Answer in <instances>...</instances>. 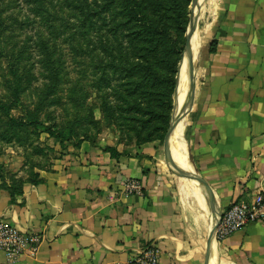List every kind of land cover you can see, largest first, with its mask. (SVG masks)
<instances>
[{
  "label": "crops",
  "instance_id": "1",
  "mask_svg": "<svg viewBox=\"0 0 264 264\" xmlns=\"http://www.w3.org/2000/svg\"><path fill=\"white\" fill-rule=\"evenodd\" d=\"M193 38L182 143L84 142L37 181L0 187V220L42 236L35 257L0 251V264H130L150 245L160 264H264V220L212 239L216 215L264 195V0H199ZM130 179L138 194L123 193Z\"/></svg>",
  "mask_w": 264,
  "mask_h": 264
},
{
  "label": "rangeland",
  "instance_id": "2",
  "mask_svg": "<svg viewBox=\"0 0 264 264\" xmlns=\"http://www.w3.org/2000/svg\"><path fill=\"white\" fill-rule=\"evenodd\" d=\"M192 1L0 0V187L84 142L166 135Z\"/></svg>",
  "mask_w": 264,
  "mask_h": 264
},
{
  "label": "built area",
  "instance_id": "3",
  "mask_svg": "<svg viewBox=\"0 0 264 264\" xmlns=\"http://www.w3.org/2000/svg\"><path fill=\"white\" fill-rule=\"evenodd\" d=\"M141 190L137 181L130 179L123 185L125 195L138 194ZM264 220V195L259 194L252 205L236 204L220 217L215 238L223 239L243 229L247 224ZM42 236L37 233L20 232L0 220V251L9 258L37 255ZM161 251L154 245L139 251L130 264H160Z\"/></svg>",
  "mask_w": 264,
  "mask_h": 264
},
{
  "label": "water",
  "instance_id": "4",
  "mask_svg": "<svg viewBox=\"0 0 264 264\" xmlns=\"http://www.w3.org/2000/svg\"><path fill=\"white\" fill-rule=\"evenodd\" d=\"M198 2H199V0H193L192 1L189 20H188L187 44H186V47H185V50L183 53V57H182V67L185 70V72L187 73V75L189 76V85H188V88L185 92V95H184L185 97L191 92L193 85H194V74L188 66V57H189V52H190L193 36H194V24H195L196 9L198 6ZM178 107H179V100H176L174 105H173L170 124H169V131L167 133V134L172 135V136L175 133L174 128H175V124H176L177 117H178ZM188 177H189L190 181H193L190 174H188ZM200 195L204 198V196L202 194H200ZM219 219H220V216L216 215L213 233H212V239L213 240L215 239V234H216V229L218 226Z\"/></svg>",
  "mask_w": 264,
  "mask_h": 264
},
{
  "label": "bare ground",
  "instance_id": "5",
  "mask_svg": "<svg viewBox=\"0 0 264 264\" xmlns=\"http://www.w3.org/2000/svg\"><path fill=\"white\" fill-rule=\"evenodd\" d=\"M194 41V38L192 40V43ZM194 49V48H193ZM181 77H180V89L183 90V88L185 87L186 83L188 82L186 88L184 89V91L182 92L181 96L179 97V105L182 103V101L185 98V92L188 88L189 85V76L187 75V73L185 72V70H183V72H181ZM177 129L173 135V138L177 139V143L181 142L182 143V137H181V123L177 125ZM179 145V144H178ZM184 163V162H183ZM193 189L195 190V192H197L198 196L201 197L200 193L198 192L197 188L195 187V185L193 183H191ZM202 198V197H201Z\"/></svg>",
  "mask_w": 264,
  "mask_h": 264
},
{
  "label": "trees",
  "instance_id": "6",
  "mask_svg": "<svg viewBox=\"0 0 264 264\" xmlns=\"http://www.w3.org/2000/svg\"><path fill=\"white\" fill-rule=\"evenodd\" d=\"M151 24V22H149L148 23V25H150ZM186 25H188V21H186ZM135 72H137V70H130V72H129V77H132V76H134L136 73ZM168 117H166V127H168L169 126V122H170V113H171V106L169 107V110H168ZM38 120H36V121H28V122H20V126L21 127H29V126H31L32 124H34V123H39V122H37ZM165 136V134H163L162 136H159V137H153V138H150V139H146L145 141H147V140H151V139H155V138H163ZM141 142V141H140ZM144 142V141H143Z\"/></svg>",
  "mask_w": 264,
  "mask_h": 264
}]
</instances>
